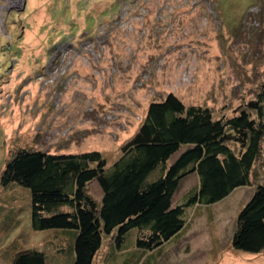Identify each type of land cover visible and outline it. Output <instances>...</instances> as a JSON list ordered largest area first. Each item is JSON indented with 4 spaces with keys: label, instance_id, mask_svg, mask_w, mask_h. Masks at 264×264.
Listing matches in <instances>:
<instances>
[{
    "label": "rangeland",
    "instance_id": "rangeland-1",
    "mask_svg": "<svg viewBox=\"0 0 264 264\" xmlns=\"http://www.w3.org/2000/svg\"><path fill=\"white\" fill-rule=\"evenodd\" d=\"M262 92L264 0H0V179L23 148L96 150L109 171L149 104L168 93L224 119L254 115L249 103ZM198 183L195 172L184 176L172 204ZM259 185L264 138L249 185L186 207L183 230L152 253L135 247V230L121 253L105 237L93 264H264V249L231 245L237 215ZM88 191L101 200L96 181ZM69 244L65 229L33 230L30 191L0 181V264L23 250L73 264Z\"/></svg>",
    "mask_w": 264,
    "mask_h": 264
},
{
    "label": "trees",
    "instance_id": "trees-1",
    "mask_svg": "<svg viewBox=\"0 0 264 264\" xmlns=\"http://www.w3.org/2000/svg\"><path fill=\"white\" fill-rule=\"evenodd\" d=\"M263 101L264 92L249 103L254 115L242 110L215 119L208 107L186 106L168 93L149 104L109 171L96 150L63 154L23 148L5 164L0 181L30 191L33 230L65 229L73 264H93L105 237L120 250L131 230L135 247L152 253L183 230L186 207L217 203L250 184L264 138ZM232 142L240 145L238 151ZM191 172L198 187L173 205L180 180ZM92 181L101 189L99 202L88 191ZM231 245L250 253L264 249V185L240 209ZM12 264H47V259L42 251L23 250Z\"/></svg>",
    "mask_w": 264,
    "mask_h": 264
},
{
    "label": "crops",
    "instance_id": "crops-1",
    "mask_svg": "<svg viewBox=\"0 0 264 264\" xmlns=\"http://www.w3.org/2000/svg\"><path fill=\"white\" fill-rule=\"evenodd\" d=\"M101 251V250H100ZM117 253L119 252V253H121L119 250L118 251H116ZM102 253H103V251H102ZM102 253L100 254V253H97V255L96 256H98V257H101L102 256Z\"/></svg>",
    "mask_w": 264,
    "mask_h": 264
}]
</instances>
